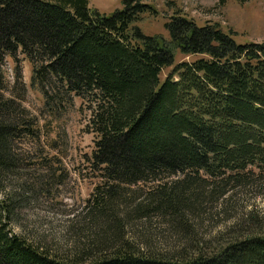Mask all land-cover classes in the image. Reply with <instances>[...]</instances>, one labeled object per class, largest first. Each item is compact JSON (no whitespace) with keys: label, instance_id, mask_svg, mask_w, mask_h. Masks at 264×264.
Returning <instances> with one entry per match:
<instances>
[{"label":"trees","instance_id":"trees-1","mask_svg":"<svg viewBox=\"0 0 264 264\" xmlns=\"http://www.w3.org/2000/svg\"><path fill=\"white\" fill-rule=\"evenodd\" d=\"M123 2L106 15L89 0H0V194L2 181L29 162L23 144L40 136L38 118L22 105L19 54L47 116L60 119L74 98L88 103L90 164L101 179L87 200L93 230L71 255L16 234L13 205L1 197L0 264H264V214L226 217L209 239L194 224L235 193L264 194V41L237 43L218 23L201 26L181 10L164 24L167 37L147 36L136 23L157 16L156 7ZM138 183L152 185L133 193H145L136 216L161 218L175 246L126 237L124 217L115 219L125 188Z\"/></svg>","mask_w":264,"mask_h":264},{"label":"rangeland","instance_id":"rangeland-1","mask_svg":"<svg viewBox=\"0 0 264 264\" xmlns=\"http://www.w3.org/2000/svg\"><path fill=\"white\" fill-rule=\"evenodd\" d=\"M123 1L89 0V6L109 15L122 9ZM141 1L158 10L157 16L145 15L136 23L147 36L167 37L164 24L176 10H181L201 26L218 23L237 43L264 41V0H227L224 3L220 0ZM18 58L27 87L22 105L38 118L40 136L38 141L23 144L29 162L17 174L2 181L4 192L0 198L8 199L13 205L11 228L16 234L51 255H71L76 243H84L83 240L93 230L90 221L93 218L86 214L87 200L101 183L99 172L90 164L94 134L87 127L89 106L86 101L74 98V106L63 110L60 119L47 116L41 93L30 85V63L22 54ZM193 58L195 56L177 55V61ZM3 70L4 77L12 82L14 63L10 58H7ZM170 70L165 68L161 78ZM151 185L138 183L125 188L126 197L130 200L115 205L114 217H124L126 237L141 238L139 241L146 239L150 246L162 250L175 246L179 241L171 232L172 228L157 216L138 218L135 212V205L144 200L145 193H133L147 191ZM259 190L251 188L244 193H235L225 206L219 202L207 206L206 210L211 207V214L202 212L203 215L194 221L198 234L209 239L228 225L226 217L238 216L242 212L254 210L264 214V194ZM132 197H136L134 203Z\"/></svg>","mask_w":264,"mask_h":264}]
</instances>
